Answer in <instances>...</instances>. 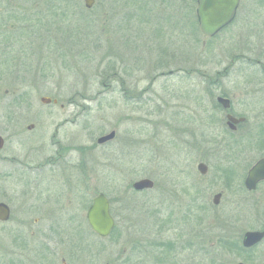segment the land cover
<instances>
[{
  "label": "rangeland",
  "instance_id": "obj_1",
  "mask_svg": "<svg viewBox=\"0 0 264 264\" xmlns=\"http://www.w3.org/2000/svg\"><path fill=\"white\" fill-rule=\"evenodd\" d=\"M173 1H134L130 24L113 27L117 0H0V202L11 209L0 264L238 261L220 247V217L244 193L227 189L214 205L225 185L196 165L247 168L264 156L236 140L253 141L260 123L229 133L215 104L221 93L250 114L240 89H264L257 65L240 58L264 63V0H242L238 25L212 38L182 12L173 26ZM141 178L154 186L134 190ZM99 192L116 221L105 238L85 216Z\"/></svg>",
  "mask_w": 264,
  "mask_h": 264
},
{
  "label": "flooded vegetation",
  "instance_id": "obj_2",
  "mask_svg": "<svg viewBox=\"0 0 264 264\" xmlns=\"http://www.w3.org/2000/svg\"><path fill=\"white\" fill-rule=\"evenodd\" d=\"M134 1L137 0H117L116 3H120L122 6L118 11H116V9L113 10L114 12L112 11L113 19L110 22V25H113V27H115L117 24H119V22H121L124 26L125 23L129 25L130 22L127 20H131L130 18L131 4ZM94 2L95 0H93V3ZM197 5H198V0H174L172 2V8L174 11H172L170 15L172 17L171 22L173 23V26H175V23H178V17L182 12L187 14L189 16L188 19L191 22L196 23L197 28L200 30L199 17L197 15ZM241 5H242V0H238V3L235 7L234 14L231 20L227 22L225 25H223L215 34L211 36H207V35L204 36L207 38H212L215 37L216 35H219L221 32L233 29L236 26V24L238 25V23L241 20L240 17ZM120 20H123V22ZM240 58L253 62L255 66L257 65L256 66L257 71L259 72L260 75L264 77V63L261 60L252 59L244 56L243 54L240 55ZM225 70L226 68H224L223 71ZM239 94L240 95L238 99L241 101V104H248V105L253 104L252 106L253 111L250 114L245 111L243 112L235 111L232 107V101L229 97H227V95H223L219 93V95L216 96L215 104L221 109V111L225 112L226 131L229 133H236V131L239 128L242 129L243 127L242 125L245 124L248 120L249 121L251 120L252 121L251 123H260L259 125H257L258 132L254 136L253 141L252 139L251 140L245 139L244 135L242 134L236 136V140L251 141L253 144L258 145L260 148H264V104H261L264 103V89H240ZM219 97L228 100L226 107L221 102L218 101ZM49 104H54V103H49ZM26 128L27 129L33 128V124L27 125ZM194 134L195 131L192 132V135ZM0 136L3 139L2 145L0 147V150H2L4 144V138L2 135ZM192 148L196 149V144H193ZM2 158L4 159V156H2ZM262 158H264V156H260L252 165H250L247 168L245 166L230 165L219 168L215 167L214 168L215 170L213 172H211V168L209 169L208 165L203 162H199L204 164L203 171L198 169L197 165L199 163H197L196 165V169L200 175L207 176L209 174L210 178L206 180L207 182L211 184L221 183L225 185L223 189H216L215 192L213 193L212 203L214 205H218L221 202V199L223 200L227 189L233 188L235 186H239L244 193V196H242L239 200L235 201L234 211L237 212L233 214L227 213L220 217L221 218L220 220L222 222L221 226H223L221 228H222V232L224 233L223 242L221 241L222 245L220 247L225 253L234 254V256L238 259V261L235 264H264V252H262L264 250V246L262 247V245H264L263 244L264 236H262L257 242L251 245L244 244V239L248 232H262L264 230V177L258 178L255 182H253L251 188H249L247 184L249 171L251 170L252 166ZM237 192L238 189H236V193ZM10 216H11V209H10ZM115 226H116V221L114 219V227L111 230L110 234L115 229ZM100 238H105V237H100ZM258 250H260L262 258L258 257L259 255V253L257 252ZM142 254H144L143 256L145 258H147V251L143 250ZM153 259H155V263L158 264V257L155 256ZM143 262H147V260Z\"/></svg>",
  "mask_w": 264,
  "mask_h": 264
},
{
  "label": "water",
  "instance_id": "obj_3",
  "mask_svg": "<svg viewBox=\"0 0 264 264\" xmlns=\"http://www.w3.org/2000/svg\"><path fill=\"white\" fill-rule=\"evenodd\" d=\"M86 7H91L93 0H84ZM238 0H198L197 15L199 17L200 31L207 36L215 34L223 25L231 20L234 14ZM225 107L228 100L222 97L218 98ZM43 104L57 103L56 98L47 96L40 97ZM31 127V126H30ZM115 137V131L101 135L97 138L98 144L105 143ZM3 139L0 136V147ZM198 169L203 171L204 164L199 163ZM264 177V158L258 160L249 171L247 179L248 187L251 188L253 182L258 178ZM154 186V182L149 178H141L132 183L134 190L150 189ZM10 218V207L5 202H0V221L5 222ZM86 220L90 228L100 237H106L110 234L114 227V219L110 213V203L108 198L99 192L92 199L91 204L86 211ZM264 236L262 232H248L244 239L245 245H251Z\"/></svg>",
  "mask_w": 264,
  "mask_h": 264
}]
</instances>
